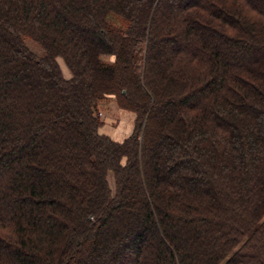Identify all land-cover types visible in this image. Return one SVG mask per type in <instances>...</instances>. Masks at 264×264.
<instances>
[{
  "label": "trees",
  "instance_id": "16d2710c",
  "mask_svg": "<svg viewBox=\"0 0 264 264\" xmlns=\"http://www.w3.org/2000/svg\"><path fill=\"white\" fill-rule=\"evenodd\" d=\"M0 264H264V0H0Z\"/></svg>",
  "mask_w": 264,
  "mask_h": 264
},
{
  "label": "rangeland",
  "instance_id": "374dc122",
  "mask_svg": "<svg viewBox=\"0 0 264 264\" xmlns=\"http://www.w3.org/2000/svg\"><path fill=\"white\" fill-rule=\"evenodd\" d=\"M25 42L35 54L39 56L44 55V52L41 47L32 39L27 37L25 39ZM59 64L64 72V75L66 77H69V71L62 60L59 61ZM100 109L102 113V119L105 120V126L103 127L104 132L111 134L116 140H121L124 137L128 136L133 126V114L120 110L117 107L116 102L112 98L101 103ZM108 180L111 188L114 189V178L112 173L109 174Z\"/></svg>",
  "mask_w": 264,
  "mask_h": 264
}]
</instances>
